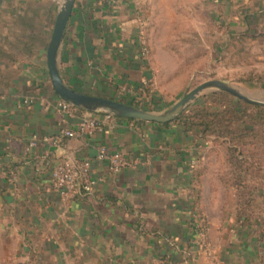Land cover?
I'll use <instances>...</instances> for the list:
<instances>
[{
    "label": "crops",
    "instance_id": "obj_1",
    "mask_svg": "<svg viewBox=\"0 0 264 264\" xmlns=\"http://www.w3.org/2000/svg\"><path fill=\"white\" fill-rule=\"evenodd\" d=\"M62 1L5 0L0 7V264H264L255 232L238 227L233 214L228 226L211 223L207 238L196 194L198 170L212 143L173 121L166 127L77 107L73 115L59 111L62 99L52 86L47 49ZM159 2L75 0L58 50L64 83L136 108L150 89L171 103L165 111L175 96L192 90L201 71L236 84L220 77L239 71L224 60L246 46L260 64L250 59L245 69L264 70V38L252 39L264 26V0H199L188 8L198 17L192 27L197 42L192 54L181 57L172 47L156 48L152 10ZM21 19L38 35L32 37ZM165 53L177 59L170 73L161 63ZM195 54L190 70L186 63ZM175 80L180 91L162 90ZM87 118L100 120L101 127L58 147L50 141L63 129L78 130ZM101 147L123 154L130 165L110 172L96 160ZM68 156L92 162V175L100 180L91 194L63 196L56 188L53 169ZM202 243L211 246L213 258Z\"/></svg>",
    "mask_w": 264,
    "mask_h": 264
},
{
    "label": "trees",
    "instance_id": "obj_2",
    "mask_svg": "<svg viewBox=\"0 0 264 264\" xmlns=\"http://www.w3.org/2000/svg\"><path fill=\"white\" fill-rule=\"evenodd\" d=\"M19 24L30 28L32 37L38 33L26 19H21ZM247 36L246 32L239 33V42L243 44ZM259 38H264V26L258 34L252 35L253 40ZM257 57L258 55L252 52V47H244L237 57L224 60L225 65L238 67L239 71L222 79L240 85L249 84L264 88V70L245 69L250 59L260 64ZM198 58L199 54L192 56L187 61L186 68L197 64ZM241 68L245 70H240ZM198 76L215 78L203 71ZM141 102L143 106L139 107L150 112H160L171 104L158 92L150 89H146V96L141 98ZM76 112L79 115L83 110L77 109ZM129 122L144 123L136 120ZM172 123L184 131L194 130L200 141L212 143L207 156L212 153L222 154L229 174L223 184L235 193L236 205L232 214L236 218V224L242 229L255 232L260 247L264 248V106L248 103L223 91H216L201 97ZM170 124L163 125L168 127ZM79 194L87 196L91 193Z\"/></svg>",
    "mask_w": 264,
    "mask_h": 264
},
{
    "label": "rangeland",
    "instance_id": "obj_3",
    "mask_svg": "<svg viewBox=\"0 0 264 264\" xmlns=\"http://www.w3.org/2000/svg\"><path fill=\"white\" fill-rule=\"evenodd\" d=\"M198 4L199 0H160L158 8H153L152 10L154 13L156 12L154 19H152L151 31L154 32L152 38L157 42V49H164L167 46L171 49L172 47V50L179 57H181L185 51L188 54L186 56L193 53L190 51V47L197 42L198 36L196 33L198 29L192 27L198 26V17L197 15L192 16V14L188 13V8L196 7ZM167 43L169 45H167ZM173 51L170 53L177 58L173 54ZM167 53L171 55L169 52ZM168 54H164L165 57L161 60V63L165 66L166 72L168 71L170 73L172 69H175L177 59L172 60ZM191 69L192 68H190V70ZM225 76L227 75L224 74L220 77ZM214 79L216 78L197 76L192 80V86L190 87L194 89L198 85ZM232 85L236 86L244 95L251 99H260L264 102L263 89H257L252 85ZM181 88L182 85L179 84L178 80H175L166 84L162 90L174 94L180 91ZM182 96L183 92L175 96V99L172 100L173 103H176ZM218 151H220V149ZM228 175V168L222 154L217 155L212 153L207 157L205 156L198 170L196 197L200 203L202 212L201 218L203 219L205 230L207 231V238L211 223H220L221 221V223L223 222L227 226L231 223L229 219L235 210L236 203L234 191L231 188H226V185L223 184L225 177Z\"/></svg>",
    "mask_w": 264,
    "mask_h": 264
},
{
    "label": "water",
    "instance_id": "obj_4",
    "mask_svg": "<svg viewBox=\"0 0 264 264\" xmlns=\"http://www.w3.org/2000/svg\"><path fill=\"white\" fill-rule=\"evenodd\" d=\"M4 1L0 0V7ZM74 4L75 0H63L60 4L47 49V65L53 89L62 100L70 103L74 107L128 120L166 124L174 121L192 103H195L199 97L210 91H223L248 103L264 106L263 101L251 99L244 95L236 86L220 80H210L200 84L186 93L172 107L162 112H150L119 101L86 95L74 90L64 83L58 70V50L63 40L67 24L72 16Z\"/></svg>",
    "mask_w": 264,
    "mask_h": 264
},
{
    "label": "built area",
    "instance_id": "obj_5",
    "mask_svg": "<svg viewBox=\"0 0 264 264\" xmlns=\"http://www.w3.org/2000/svg\"><path fill=\"white\" fill-rule=\"evenodd\" d=\"M137 101V100H135ZM28 103V101H26ZM58 109L60 112L73 115L74 106L70 103L62 100L59 102ZM102 122L95 118L82 119L79 122L78 130H66L53 137L50 141L55 146H60L64 140L75 138L79 133L93 132L101 127ZM35 146V142L29 145V148ZM98 162L107 163L110 172L118 173L122 169L130 165L128 159L120 153H109L105 147L99 148L97 159ZM53 182L60 190L63 196L75 195L81 192L91 193L100 179H96L92 175V162L90 160L79 159L75 156H68L59 162L53 169L52 174ZM203 225V219H201ZM205 226V225H204ZM204 226L202 230H204ZM202 236L204 233H201ZM206 257L213 258L214 252L207 243H202Z\"/></svg>",
    "mask_w": 264,
    "mask_h": 264
}]
</instances>
